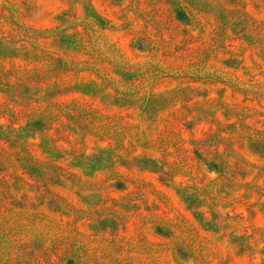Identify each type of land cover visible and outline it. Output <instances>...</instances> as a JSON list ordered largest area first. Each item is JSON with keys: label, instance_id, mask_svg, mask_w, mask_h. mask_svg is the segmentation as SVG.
I'll return each mask as SVG.
<instances>
[{"label": "rangeland", "instance_id": "obj_1", "mask_svg": "<svg viewBox=\"0 0 264 264\" xmlns=\"http://www.w3.org/2000/svg\"><path fill=\"white\" fill-rule=\"evenodd\" d=\"M0 264H264V0H0Z\"/></svg>", "mask_w": 264, "mask_h": 264}, {"label": "trees", "instance_id": "obj_2", "mask_svg": "<svg viewBox=\"0 0 264 264\" xmlns=\"http://www.w3.org/2000/svg\"><path fill=\"white\" fill-rule=\"evenodd\" d=\"M68 39H71V36H61L60 38H59V41L60 42H62L63 44H64V46H66L68 49L67 50H70V51H72V47H75L76 46V43L75 42H73V41H68ZM72 48V49H71ZM73 52V51H72ZM197 214L201 217V221L203 222L204 221V215H202L201 213H200V210L198 209V211H197Z\"/></svg>", "mask_w": 264, "mask_h": 264}]
</instances>
